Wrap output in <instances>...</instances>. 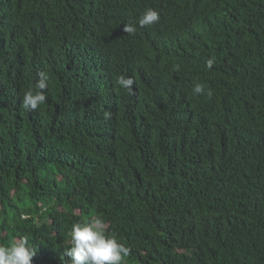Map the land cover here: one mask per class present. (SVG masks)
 Instances as JSON below:
<instances>
[{"label": "trees", "instance_id": "trees-1", "mask_svg": "<svg viewBox=\"0 0 264 264\" xmlns=\"http://www.w3.org/2000/svg\"><path fill=\"white\" fill-rule=\"evenodd\" d=\"M96 217L122 264H264V0H0V244L71 264Z\"/></svg>", "mask_w": 264, "mask_h": 264}, {"label": "clouds", "instance_id": "clouds-1", "mask_svg": "<svg viewBox=\"0 0 264 264\" xmlns=\"http://www.w3.org/2000/svg\"><path fill=\"white\" fill-rule=\"evenodd\" d=\"M160 13L148 8L139 17L140 27L158 24ZM123 31L129 35L136 32V25L124 24ZM214 59H208L206 66L211 69ZM47 75L39 74V80L35 84V89H28L23 97V107L26 110H36L46 103L47 97L45 89L47 87ZM117 83L129 92L133 89L134 80L132 77L119 76ZM194 95L206 94L212 96L211 89H205L202 83H196L193 88ZM71 246L64 255L70 258L71 264H122L128 257L130 249L123 243L118 242L115 234H108L105 222L102 218L96 217L87 223L77 222L71 227ZM36 254L26 236L16 238L9 245L0 244V264H31L32 257Z\"/></svg>", "mask_w": 264, "mask_h": 264}]
</instances>
